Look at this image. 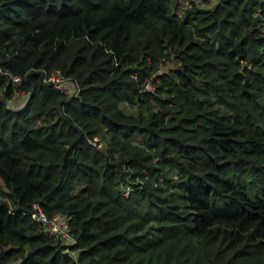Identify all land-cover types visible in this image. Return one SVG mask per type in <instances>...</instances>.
<instances>
[{"label":"trees","instance_id":"obj_1","mask_svg":"<svg viewBox=\"0 0 264 264\" xmlns=\"http://www.w3.org/2000/svg\"><path fill=\"white\" fill-rule=\"evenodd\" d=\"M180 5L0 0V264H264V0Z\"/></svg>","mask_w":264,"mask_h":264},{"label":"built area","instance_id":"obj_2","mask_svg":"<svg viewBox=\"0 0 264 264\" xmlns=\"http://www.w3.org/2000/svg\"><path fill=\"white\" fill-rule=\"evenodd\" d=\"M13 81L18 82V79L14 78ZM45 81L52 84L57 90L69 93V89H67L68 83L59 75L58 72H53L48 75ZM18 98L22 99L23 103L26 99V97H21V95L18 96ZM29 217L32 221L42 226L47 234L54 236L64 244H69V228L67 219L64 216L59 214L47 216L43 213L38 204H33L30 208Z\"/></svg>","mask_w":264,"mask_h":264},{"label":"rangeland","instance_id":"obj_3","mask_svg":"<svg viewBox=\"0 0 264 264\" xmlns=\"http://www.w3.org/2000/svg\"><path fill=\"white\" fill-rule=\"evenodd\" d=\"M189 1H196V0H180V3H181L180 9H182L183 6L185 4H187ZM67 87H68L67 89H69V85H67ZM68 92H70V90H68ZM13 100H14V102H12V103L10 102L9 103V105H8L9 107L17 108L20 104L23 103V100L20 99V98H16L15 97ZM1 193H5V191L2 189V186H1V183H0V201H3V200H5V198L3 197V195H1Z\"/></svg>","mask_w":264,"mask_h":264},{"label":"crops","instance_id":"obj_4","mask_svg":"<svg viewBox=\"0 0 264 264\" xmlns=\"http://www.w3.org/2000/svg\"><path fill=\"white\" fill-rule=\"evenodd\" d=\"M12 102H14V100H13ZM12 102H11V103H12ZM20 105H21V104H20ZM20 105H19V106H20ZM19 106H18V107H19Z\"/></svg>","mask_w":264,"mask_h":264}]
</instances>
